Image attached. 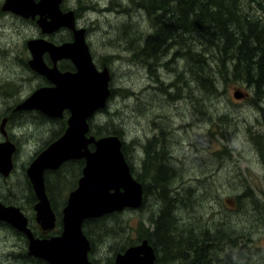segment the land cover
I'll list each match as a JSON object with an SVG mask.
<instances>
[{
  "label": "rangeland",
  "instance_id": "374dc122",
  "mask_svg": "<svg viewBox=\"0 0 264 264\" xmlns=\"http://www.w3.org/2000/svg\"><path fill=\"white\" fill-rule=\"evenodd\" d=\"M68 3L76 7L77 20L90 31L88 39L95 64L110 67L112 73L111 98L92 120L101 127L110 123L118 131L127 147V162L129 166L133 164V177L138 182L142 179L147 187L154 173L144 175L143 155L145 147L154 143L160 163L173 179L175 227L179 232L193 233L194 238L203 242L195 248L199 255L184 250L183 255L189 259L183 260L190 263L194 257L191 261L196 264H212L214 259L224 261L235 253V264H264V112L259 108L264 109V97L253 99L252 91L233 77L227 81L219 78L218 72H214L216 65L204 52L208 48L196 35L188 34L180 40L185 44L193 42L191 50L177 41L176 45L170 46L173 42L163 47L155 60L143 58L141 63L136 62L133 46L141 48L153 28L145 12L131 6L128 0H68ZM256 3L245 8L249 15L264 21L261 1ZM12 21L23 27L17 35L9 34L6 40H0L1 51L11 47L16 52L11 64L0 66V121L3 112L12 109L38 82L24 65L28 60L25 41L35 35V29ZM198 53L209 69L203 77L197 76ZM210 86L215 90H207ZM13 93L17 96H8ZM234 93L240 98H234ZM22 108L23 105L17 109ZM24 124L23 129L13 128L18 122L11 124V131L21 145L14 173L6 180L0 178V194L9 189V201L32 216L29 205L32 192L23 181V168L39 141L51 133L48 135L39 128L38 135L31 137L33 130ZM38 124L42 122L33 123L35 127ZM155 132L164 137L161 142H154ZM71 178L75 179L74 175L63 180ZM72 181L59 191V200L67 197ZM145 185L142 186L148 191ZM142 204L137 210L118 213L93 231L95 241L90 258L94 263L109 264L115 253L129 246L125 244L122 225L130 228L128 238L135 239V230L142 222L149 236L153 223L147 219L159 215L162 202L148 191ZM105 228L108 229L100 231ZM108 231L114 237H106ZM229 243H239L238 251L235 244L230 251ZM25 251L22 240L0 226V264H24L16 255ZM209 254L211 258L201 260ZM173 264H181V260Z\"/></svg>",
  "mask_w": 264,
  "mask_h": 264
},
{
  "label": "water",
  "instance_id": "95a60500",
  "mask_svg": "<svg viewBox=\"0 0 264 264\" xmlns=\"http://www.w3.org/2000/svg\"><path fill=\"white\" fill-rule=\"evenodd\" d=\"M60 1L42 0L41 7L62 14L59 10ZM14 2L6 0L3 9L29 18L19 12ZM37 14L42 13H32L31 18ZM65 14V21L73 31V42L58 47L44 40H30L27 43L31 54L30 69L45 77L53 87L37 89L21 104L23 110H36L49 117H61L64 109L69 111L68 127L64 134L26 170L37 200L33 206L36 220L46 219V229L54 227L55 217L45 193L44 171H55L67 161L84 159L82 176L76 189L69 193L62 210V233L59 237L42 241L35 239L27 228V219L22 212L1 203L0 222L24 233L28 239V254L47 264H91L87 259L89 242L82 232L83 221L97 219L124 208L137 209L142 204L143 194L141 184L133 180L129 172L119 138L108 136L95 140L92 136L86 137L89 131L87 120L106 106L110 95L109 75L106 69L102 72L95 70L84 40V30L74 29L72 13ZM37 24L44 33L64 27L58 22H46L42 18L37 20ZM44 53H48L54 63L69 59L76 72L60 73L56 67L48 68L43 61ZM234 98L240 97L235 93ZM5 122L3 119L1 132ZM89 144L94 146L93 151L87 148ZM14 152L15 146L9 141L0 143V175L6 177L12 170L11 157ZM112 264H155V255L152 247L143 240L139 245L117 254Z\"/></svg>",
  "mask_w": 264,
  "mask_h": 264
},
{
  "label": "trees",
  "instance_id": "16d2710c",
  "mask_svg": "<svg viewBox=\"0 0 264 264\" xmlns=\"http://www.w3.org/2000/svg\"><path fill=\"white\" fill-rule=\"evenodd\" d=\"M128 1L131 6L143 10L151 19L152 26L154 27V35H151L147 41L143 43L141 48H136L139 46H133L132 52L136 62L141 63L143 58L148 61L155 60L161 53L163 47L173 42L174 43L170 46L176 45L177 41L183 48L187 47L191 50L194 45L193 42L185 44L181 43L180 40L188 34H191V36L196 35L198 41L201 42L205 48H208L205 49L204 52L207 54V57L212 60V65H216L214 72H218L219 78L227 81L228 77H233L234 80L245 84V86L252 91L253 99H258V96L260 99L264 97V21H261L257 16L249 15L247 10V7H250V5L254 3L257 4L256 2L258 0ZM244 1L248 2V5H245ZM260 1L261 9L264 10V0ZM242 5L244 6L243 9L241 7ZM245 6L247 7L245 8ZM187 54L190 53L188 52ZM197 58V76L203 77L202 75H206L209 69L204 66L199 53L197 54ZM207 90L213 91L215 87L210 86ZM259 108L264 112L262 107ZM90 134L95 137L117 135L120 139L122 138L118 131L111 127L110 123L101 127V125L98 126L91 122ZM155 141L159 142L157 140H154V142ZM126 149V145L122 143L121 151L124 156L126 154ZM259 149L262 150V147H259ZM145 154L147 160L144 163V175L147 176L150 171H152L154 175L150 178L151 181L147 180L149 181V187L145 185L142 179H140L139 182L141 184L143 183L149 188L148 191H150L151 194H154L161 200L162 207L159 210V215L155 219H147L148 222L153 223V230L150 232L149 236L147 235L148 231L142 227V222L135 230V239L128 238L130 228L127 225H122L125 229V237L127 238L125 244L131 246L145 239L153 248L158 262L173 264L181 260V264H196L194 261H191L194 257H191L190 263L184 261L189 258H185L183 253L184 250H186L190 253L194 252L195 255H199V250L196 251L195 248L198 243L202 244L203 242H200L199 238L198 240L194 238L193 233H182L175 227V223L173 222V210L175 205L173 204L174 199L171 198V194L175 191L173 179L167 176L168 171L166 166L160 163V153L155 149L154 143L148 145ZM83 164L82 160L69 161L58 171L45 173V191L55 213H57L56 206L62 201V199L59 200L58 198L59 191H63V188L72 180H74L73 187H70L69 190L72 191L76 187ZM25 169L26 167L23 168L24 176ZM73 175L75 179L63 180ZM25 183L32 192L27 179ZM148 191L144 189V194L145 192L148 193ZM175 196L178 197V194ZM54 201L56 202L53 203ZM34 203H36V199L31 195L30 207H32ZM178 204H181V202L178 201ZM117 214L118 213H114L99 219L84 222L83 233L89 240L91 246H94L93 241H95L92 239L93 231L96 228H100L99 225L103 224L109 218L116 217ZM107 229L108 228L103 230L100 229V231ZM16 234L19 237V234ZM52 234H59V230ZM106 237L114 236L108 231ZM234 244V248L238 251L237 245L239 246V243H229L230 251H232ZM198 257L199 256L195 258L197 262L199 261ZM211 257V254H209L208 257H204V259L201 260L207 261ZM235 259L236 254L233 253V255L230 254L226 260L214 259L213 263L235 264Z\"/></svg>",
  "mask_w": 264,
  "mask_h": 264
},
{
  "label": "flooded vegetation",
  "instance_id": "af4514ba",
  "mask_svg": "<svg viewBox=\"0 0 264 264\" xmlns=\"http://www.w3.org/2000/svg\"><path fill=\"white\" fill-rule=\"evenodd\" d=\"M3 1H5V0H3ZM28 1L30 3L29 6H34L35 5L34 3H37L40 0H32L33 2L31 0H28ZM59 10L64 15H65V13L71 12L72 15H73L74 22H75L74 28H76V29L83 28L85 30V32H84L85 43L87 45L88 52H89V54L91 56L93 64L97 67L98 71L102 70V69H107L108 72H109V75H110V80H111L112 73H111L110 67H106V65L100 66L99 63H97V65H98L97 66L95 64V62H94L95 55H94V52L92 50L91 43H90V41L88 39V35H89L90 31L86 27L85 24H82V23H80L81 22L80 20H79L80 22L77 20L78 12H77L76 7L73 8L68 3V0H61L60 3H59ZM0 12H2V13H0V40H6V37L9 36V34L17 35L18 33H20L21 28L23 26L22 25L16 26L15 22H13L12 20L25 23V25L32 26L35 29V35L30 36V38L27 37L28 39L25 41V49H26V51L28 50L27 42L29 40H32V39L45 40L46 42H48L50 44H53L55 46H61V45L69 44V43L73 42V31L70 28L59 27L58 29H56V30H54V31H52L50 33H44L39 28V26L37 24V20L40 19V18H43V19L48 21L49 19H48L47 15H44V16L41 17V16H39L37 14L33 18H31L32 17L31 16L32 13H28L29 14V18H22V17L17 16V15H15L13 13L4 11L1 1H0ZM7 17H8V19H7ZM152 28L154 29V27L151 25V29ZM151 35H154V30H153V33ZM151 35L147 36L146 41ZM15 54H16L15 50H12L11 47H9V48L7 47V50H3V51L0 50V66L11 64V61L12 60L14 61L16 59V57H14ZM30 58H31V56H30V53L28 51L27 52V59L28 60L24 63V65L27 66L28 68H29V60H30ZM43 61L47 65V67H49V68L56 67L57 70L60 73H65V72L75 73V71H76L74 65L71 63V61L69 59H61V60H58L56 63H54L52 58L49 56V54L45 53L43 55ZM30 72L33 74L32 78L35 79V80L36 79L38 80V82H35L37 84L32 86L31 92L28 93L21 100H19L20 102H18L16 105L14 104L12 109L6 110V111L3 112L1 121L3 119H5L6 122H5L4 126H3V129H2L3 133L0 131V142L9 141V142H12L15 145V149H16L15 152H14L15 156L12 155V159H13V163L14 164H15V159L17 157V154H18V152L20 150L21 143H19V140L17 139L16 134H14L13 131H11L12 130L11 129L12 128L11 127L12 123L18 122V125L13 127V128H17V129H20V127H21V129H23L22 126H21L22 123L30 125L31 129L33 130V133L31 135V137L33 135L34 136L38 135L37 131H38L39 128H43V131H46L48 133V135H49V133H51L48 136V138L39 141L40 145L35 147L34 151L30 155L29 162H28L27 166L45 148H47L51 143L56 141L64 133V131H65L66 127H67V120H68V117H69L68 110H64L62 112V115H61L60 118H53V117H48L47 115H45V114H43L41 112L35 111V110H23V109L19 110V109H17V107L20 106L21 102L24 99H26L27 97L29 98L31 96V94L36 89L41 88V87H53V85L45 77L39 76V75L35 74L34 72H32L31 70H30ZM8 96H12V98H13V97H16L17 94H15V93L8 94ZM1 121H0V125H1ZM40 121L42 122V124H38V126H36V127L33 125V123H36V122L38 123ZM42 125H44V126H42ZM153 136H154L155 140H157L159 142H161L164 139V137H161L158 134V132H155V134ZM147 147L148 146L145 147L144 151L147 150ZM143 157H144L143 160L146 161L147 160V156H146L145 152H144ZM13 166L15 167L16 164L13 165ZM130 170L133 171V164L132 163H130ZM0 178L3 179V180L5 179V178H2V177H0ZM26 179H27L26 176H24L23 177V181L26 182ZM28 190L30 191L29 188H28ZM8 195H9V189L5 190L4 193H1L0 194V203L3 204L4 206H15V207H17L16 204L13 205L9 201ZM55 202L56 201H54L53 203H55ZM61 204H62V202H60L56 206L57 213H55L53 211V214H54V217H55V226H54V228L53 229H49V230H45V231H43L41 229L40 225L36 222L35 216H34L33 219H31V216H28L27 214L24 213L26 218L28 219V228L30 229V231L32 232V234H33V236L35 238H38V239H46L47 238L48 239V238H51V237L59 236L61 234V227H62V222H61L62 216H61V213H62V210L64 208V202H63L62 205ZM19 209L21 210V208H19ZM0 226L2 227V229L5 228V229L9 230L14 236H17V234L15 233V230H13V228L10 225L5 224L3 222H0ZM58 230H59V234H55V235L52 234V233H56ZM18 234H19V238L22 240V243H23L24 247L27 249V246H28L27 242L28 241H27V238H26L25 234H23L21 232H19ZM16 258H20L24 264H46V262H44L42 259H38V258H35L33 256H29L27 254V251H25L23 254L16 255Z\"/></svg>",
  "mask_w": 264,
  "mask_h": 264
},
{
  "label": "bare ground",
  "instance_id": "6f19581e",
  "mask_svg": "<svg viewBox=\"0 0 264 264\" xmlns=\"http://www.w3.org/2000/svg\"><path fill=\"white\" fill-rule=\"evenodd\" d=\"M12 1H14V0H12ZM16 2H14V3H16V6H17V8L19 9V12L20 13H22L23 15H27V16H29V14L28 13H34V14H36L38 11H40L42 14H38L39 16H44V15H47L48 16V21L47 20H45L46 22H58V23H60L61 25H63L64 27H68V28H70L71 30H72V28H71V26H69L67 23H66V14L65 15H61L60 13H58L57 11H54V10H51V11H48V9L47 10H44L43 8H44V6H42L41 7V4H42V0H40L39 1V3L38 4H36V5H34V6H29L30 5V3H29V1L28 0H15ZM139 13V12H138ZM141 15H143L142 13H140ZM68 17V16H67ZM141 17H143V16H141ZM41 19V18H40ZM43 19V18H42ZM49 26H51V25H49ZM32 47V46H31ZM171 50V49H170ZM172 54V53H171ZM170 54V55H171ZM175 58V57H174ZM173 61V60H172ZM171 61V62H172ZM170 62V63H171ZM174 63V62H173ZM168 64H169V62H168ZM172 64V63H171ZM170 65V64H169ZM139 66V65H138ZM144 67V66H143ZM148 67V66H147ZM149 68V67H148ZM153 81V80H152ZM212 81H214V80H212ZM192 84V83H191ZM170 90V89H169ZM164 94V93H163ZM242 95H244V94H242ZM199 110V109H198ZM260 141V140H259ZM139 147V146H138ZM78 154V153H77ZM77 154H75V156L77 155ZM248 200V199H247ZM174 213V212H173ZM260 216V215H259ZM36 222L40 225V227H41V229L43 230V231H45V230H49V229H46V225H47V223H48V221H46V219H41V220H36ZM217 251V250H216Z\"/></svg>",
  "mask_w": 264,
  "mask_h": 264
}]
</instances>
